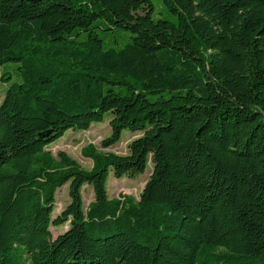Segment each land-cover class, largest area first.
Instances as JSON below:
<instances>
[{"label":"trees","instance_id":"trees-1","mask_svg":"<svg viewBox=\"0 0 264 264\" xmlns=\"http://www.w3.org/2000/svg\"><path fill=\"white\" fill-rule=\"evenodd\" d=\"M160 4L0 0V264H264V0ZM108 114L126 155L49 150Z\"/></svg>","mask_w":264,"mask_h":264},{"label":"rangeland","instance_id":"rangeland-1","mask_svg":"<svg viewBox=\"0 0 264 264\" xmlns=\"http://www.w3.org/2000/svg\"><path fill=\"white\" fill-rule=\"evenodd\" d=\"M151 1L155 7V11H160V0ZM166 18L168 20L175 21V17L172 15L166 14ZM8 66H13V64H8ZM13 80H15V77H13ZM7 85V82L3 83L0 81V102L4 96V91L6 90ZM110 119L111 115L108 114L105 117L103 123H95L87 131L84 132H75L70 130L67 131L58 142L49 146V150L52 151L53 154H56L58 151L65 152L68 156L76 160L86 170L91 169L92 162L91 160L82 156L81 150L89 144L94 145L103 152L113 153L121 156L126 155L128 153V143L135 137L139 136V134L124 131L122 133L121 141L119 143L110 148H102L101 141L108 137L111 132L109 126ZM150 173L151 168H147L145 173L135 178L116 179L113 177L112 172H110L107 181L108 196L110 198H117L120 195H129L138 200L139 194L144 188V185L148 180ZM68 186L69 183L61 187L56 193L53 218H55L69 203ZM82 197L85 206H87L89 202L92 201L93 193L89 186L83 187ZM66 228V225L61 227H51L50 231L52 237L56 238L59 234H62L66 230Z\"/></svg>","mask_w":264,"mask_h":264}]
</instances>
